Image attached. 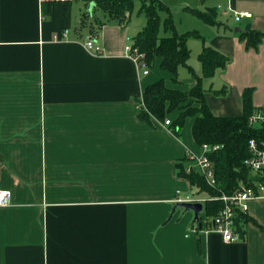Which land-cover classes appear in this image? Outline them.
<instances>
[{
	"label": "crops",
	"instance_id": "obj_1",
	"mask_svg": "<svg viewBox=\"0 0 264 264\" xmlns=\"http://www.w3.org/2000/svg\"><path fill=\"white\" fill-rule=\"evenodd\" d=\"M49 2L0 0V191L12 194L0 207V264H264V198L248 203L252 221L237 243L194 232V214L175 210L194 194L177 168L202 155L194 119L178 131L139 119L147 86L163 79L189 92L196 80L179 70L174 84L161 59L142 74L125 52L143 30H130L132 15L93 38L80 28L89 6L72 0L50 10ZM181 2L215 10L219 24H207L214 31L205 41L230 58L207 87L212 113L241 116L249 88L253 107L264 108V37L247 49L235 34L238 27L264 34V0ZM236 13L251 17L237 22ZM64 30L67 41H54ZM89 38L102 56L86 50ZM221 89L226 95L215 94Z\"/></svg>",
	"mask_w": 264,
	"mask_h": 264
},
{
	"label": "trees",
	"instance_id": "obj_2",
	"mask_svg": "<svg viewBox=\"0 0 264 264\" xmlns=\"http://www.w3.org/2000/svg\"><path fill=\"white\" fill-rule=\"evenodd\" d=\"M85 6L93 5V12L87 11L82 18L81 29L90 27L93 38L98 37L102 27L109 22L128 23L135 11L137 2L141 3L140 14L146 17L147 25L133 39V48L144 55V63L151 69L155 61L161 59L160 67L173 75L174 84L180 83L179 70L186 68L196 84L189 92L172 90L167 87L166 81H160L147 86L143 92V98L138 103L139 119L149 122L152 118L162 122L167 115L177 110L181 113L171 124L176 131L185 126V122L194 119L192 135L199 146L211 145L219 147L218 150L210 152L209 159L215 167V177L218 185L211 187L207 185L204 178L198 171L191 174L186 173V166L178 164L179 176L190 182L192 190L197 196L220 198L223 194L231 195L237 191L240 182H247L249 172L243 166L246 159L250 157L248 145L251 139L264 141V127L255 129L249 126V117L255 110L252 104V89L244 91L243 108L241 116L226 117L215 116L208 106L206 100L207 87L212 83L216 73L225 69L230 58L220 50L206 44L205 37L198 32H187L180 34L173 23L172 13L161 0H79ZM50 10L54 2H49ZM48 11V12H47ZM197 18L211 26H217L215 10L201 11L190 9ZM43 12L50 13L43 6ZM166 12L164 20L165 33L161 36L162 25L161 13ZM240 39L246 42V47L257 48L262 41L264 34L254 30L241 31L238 34ZM191 37L203 41L202 52L198 56L199 64L202 67V74L198 76L194 67L189 65L192 51L188 47ZM227 90L221 89L215 92L218 95H226ZM190 164V162H189ZM206 215L217 216L223 211L222 201H211L205 203ZM252 220L248 215L238 212L235 217L237 233L241 239L246 235L245 227Z\"/></svg>",
	"mask_w": 264,
	"mask_h": 264
},
{
	"label": "built area",
	"instance_id": "obj_3",
	"mask_svg": "<svg viewBox=\"0 0 264 264\" xmlns=\"http://www.w3.org/2000/svg\"><path fill=\"white\" fill-rule=\"evenodd\" d=\"M50 2L68 3L72 0H47ZM221 9V7H219ZM250 14H235V20L240 22L242 18H249ZM69 30H64L57 35H54L53 40L67 41ZM86 50L96 56H102L103 49L96 43V40L89 38L85 44ZM125 52L129 57H133L137 63L142 74L147 76L149 73V67L142 61L144 55L137 52L133 48V43L125 48ZM249 126L255 129H261L264 127V108L255 109L249 117ZM171 120L166 119L164 125L170 126ZM219 147H212L207 144L201 146L202 155L190 157V164L186 166V173L191 174L194 171H198L204 178L207 185L215 187L218 185V181L215 177V167L209 159L210 152L218 150ZM250 151V157L246 159L243 166L248 170L249 176L247 182L241 181L237 191L231 195L223 194L220 198L197 196L192 194L185 199H179V202L186 203H201L203 210L199 215L198 220L192 222V229L199 234L209 235L210 233H217L221 236L222 240L226 243H237L241 239L239 233H237L235 225V217L238 212L248 215V203L254 198H264V141L259 139H251L248 145ZM12 194L10 191H0V207L4 208L11 204ZM211 201H222L224 203L223 211L217 216H207L205 210V203Z\"/></svg>",
	"mask_w": 264,
	"mask_h": 264
},
{
	"label": "rangeland",
	"instance_id": "obj_4",
	"mask_svg": "<svg viewBox=\"0 0 264 264\" xmlns=\"http://www.w3.org/2000/svg\"><path fill=\"white\" fill-rule=\"evenodd\" d=\"M161 1L165 4L167 8L171 10L173 23H175L177 31L180 34L187 33L189 31L198 32L201 36L205 37V39L207 38L206 40H209L211 34L208 31L211 30L214 31V29L208 26L207 23H205L204 21H201L199 18H197V16H195L191 11H189L190 9H198V8H194L193 6L192 7L188 6L187 8H185L181 0H161ZM140 7H141V3L137 2L135 5V11L133 12L131 21L129 23V28L130 30H132L134 34L138 30L141 31L142 29H144L145 26L147 25V23H145L146 22L145 16L140 14ZM166 17H167V13L162 12L161 13L162 25H161L160 35L163 37L169 35L168 33H165V25L163 23ZM230 27L232 28V26ZM235 34L238 35L239 33H235ZM192 43H195L200 48L203 47V41L201 39L195 37H191L189 39V44L192 47L191 48L192 57L190 58L189 65L190 64L194 65L193 61L197 62L198 56L202 52L200 50V52L198 53V51L194 48ZM180 71L182 78H189L191 76L188 70L185 68H180ZM194 192L195 190L193 189V193Z\"/></svg>",
	"mask_w": 264,
	"mask_h": 264
},
{
	"label": "water",
	"instance_id": "obj_5",
	"mask_svg": "<svg viewBox=\"0 0 264 264\" xmlns=\"http://www.w3.org/2000/svg\"><path fill=\"white\" fill-rule=\"evenodd\" d=\"M93 5H90L89 6V10L90 12H93ZM241 28H236L235 29V32L236 33H239L241 32ZM178 209H182L186 212H192L194 214V219L195 220H198L199 218V215L200 213L202 212L203 210V205L201 203H194V204H191V203H186V202H179L176 206H175V210H178Z\"/></svg>",
	"mask_w": 264,
	"mask_h": 264
}]
</instances>
